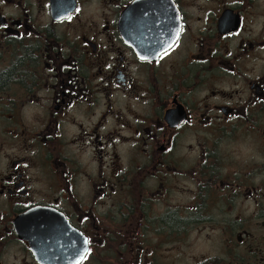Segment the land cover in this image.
<instances>
[{"label": "flooded vegetation", "instance_id": "1", "mask_svg": "<svg viewBox=\"0 0 264 264\" xmlns=\"http://www.w3.org/2000/svg\"><path fill=\"white\" fill-rule=\"evenodd\" d=\"M0 264H264V0H0Z\"/></svg>", "mask_w": 264, "mask_h": 264}, {"label": "snow or ice", "instance_id": "2", "mask_svg": "<svg viewBox=\"0 0 264 264\" xmlns=\"http://www.w3.org/2000/svg\"><path fill=\"white\" fill-rule=\"evenodd\" d=\"M143 59V57H141ZM85 243H88V241H85Z\"/></svg>", "mask_w": 264, "mask_h": 264}]
</instances>
